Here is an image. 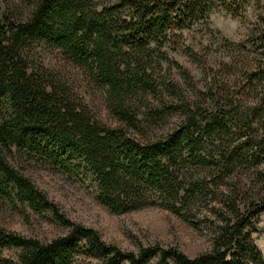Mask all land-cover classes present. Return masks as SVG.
Masks as SVG:
<instances>
[{"label":"trees","instance_id":"16d2710c","mask_svg":"<svg viewBox=\"0 0 264 264\" xmlns=\"http://www.w3.org/2000/svg\"><path fill=\"white\" fill-rule=\"evenodd\" d=\"M247 2L4 0L0 211L47 212L67 232L40 243L0 228V252L18 250L2 264H264L251 238L264 213V18L245 42L221 39L212 64L184 37L195 26L207 34L213 10L235 17ZM20 5L25 19L12 15ZM38 45L103 91L114 126L41 64ZM178 51L200 70L199 87L186 85ZM31 165L90 188L112 214L166 210L204 230L209 248L191 258L157 245L122 251L49 203L23 174Z\"/></svg>","mask_w":264,"mask_h":264},{"label":"rangeland","instance_id":"374dc122","mask_svg":"<svg viewBox=\"0 0 264 264\" xmlns=\"http://www.w3.org/2000/svg\"><path fill=\"white\" fill-rule=\"evenodd\" d=\"M12 9L14 18L25 19L28 13L23 5ZM8 11L10 9L6 8L4 0H0V12ZM261 18H264V0H248L243 11L235 17L221 8L213 10L207 16V34L203 28L195 26L185 32L184 37L186 43L194 47L199 55L205 52L212 64L221 57L218 46L221 39L229 43L245 42L254 37L256 29L263 27ZM35 52L46 69L59 73L68 82L99 121L108 126L116 124L105 109L103 91L89 83L73 65L64 62L55 50L38 45ZM171 56L188 70L191 82L186 85L195 84L199 87L200 70L179 51ZM176 122L177 118L172 116L167 120L166 128L173 127ZM23 174L70 221L95 230L104 242L114 244L122 251L136 252L138 247L157 245L175 248L191 258L209 248V235L204 230L192 229L166 210L146 207L115 215L95 201L90 188L83 187L60 173L31 165L24 169ZM0 228L40 243H47L67 232V228L59 225L47 212L34 213L27 208L24 214L9 207L2 208ZM251 238L264 258V213L256 217ZM17 251L14 248L2 250L0 264L2 260L15 261ZM153 261L154 259L150 260L148 264Z\"/></svg>","mask_w":264,"mask_h":264}]
</instances>
